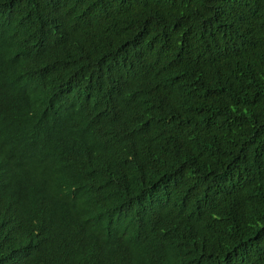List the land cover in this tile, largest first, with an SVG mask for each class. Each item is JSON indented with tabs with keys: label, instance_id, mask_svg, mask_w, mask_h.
<instances>
[{
	"label": "trees",
	"instance_id": "obj_1",
	"mask_svg": "<svg viewBox=\"0 0 264 264\" xmlns=\"http://www.w3.org/2000/svg\"><path fill=\"white\" fill-rule=\"evenodd\" d=\"M0 264H264V0H0Z\"/></svg>",
	"mask_w": 264,
	"mask_h": 264
},
{
	"label": "bare ground",
	"instance_id": "obj_2",
	"mask_svg": "<svg viewBox=\"0 0 264 264\" xmlns=\"http://www.w3.org/2000/svg\"><path fill=\"white\" fill-rule=\"evenodd\" d=\"M13 235V234H12Z\"/></svg>",
	"mask_w": 264,
	"mask_h": 264
}]
</instances>
